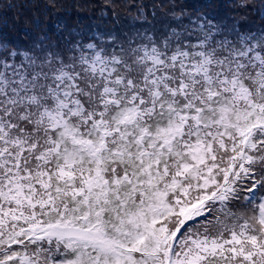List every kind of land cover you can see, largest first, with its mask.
Listing matches in <instances>:
<instances>
[{
    "label": "snow or ice",
    "instance_id": "obj_1",
    "mask_svg": "<svg viewBox=\"0 0 264 264\" xmlns=\"http://www.w3.org/2000/svg\"><path fill=\"white\" fill-rule=\"evenodd\" d=\"M170 16L0 39V264H264V26Z\"/></svg>",
    "mask_w": 264,
    "mask_h": 264
},
{
    "label": "trees",
    "instance_id": "obj_2",
    "mask_svg": "<svg viewBox=\"0 0 264 264\" xmlns=\"http://www.w3.org/2000/svg\"><path fill=\"white\" fill-rule=\"evenodd\" d=\"M108 4L109 0H0V39L25 46L42 36L60 42L73 29L91 34L119 33L132 27L163 28L173 9L178 12L181 8L199 9L242 27L264 26L260 18L264 0H111L112 6ZM138 8H143L146 22L135 19ZM56 23L63 25V31H55Z\"/></svg>",
    "mask_w": 264,
    "mask_h": 264
},
{
    "label": "rangeland",
    "instance_id": "obj_3",
    "mask_svg": "<svg viewBox=\"0 0 264 264\" xmlns=\"http://www.w3.org/2000/svg\"><path fill=\"white\" fill-rule=\"evenodd\" d=\"M121 31H127V28L126 29H122Z\"/></svg>",
    "mask_w": 264,
    "mask_h": 264
}]
</instances>
